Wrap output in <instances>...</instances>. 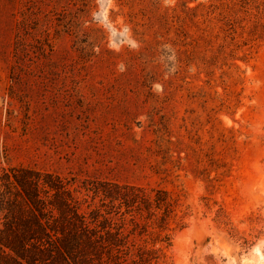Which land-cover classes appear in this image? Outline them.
<instances>
[{
	"label": "rangeland",
	"instance_id": "1",
	"mask_svg": "<svg viewBox=\"0 0 264 264\" xmlns=\"http://www.w3.org/2000/svg\"><path fill=\"white\" fill-rule=\"evenodd\" d=\"M28 176L59 186L43 214ZM124 186L171 211L106 197ZM34 213L153 264H264V0H0V264H29L8 246Z\"/></svg>",
	"mask_w": 264,
	"mask_h": 264
},
{
	"label": "trees",
	"instance_id": "2",
	"mask_svg": "<svg viewBox=\"0 0 264 264\" xmlns=\"http://www.w3.org/2000/svg\"><path fill=\"white\" fill-rule=\"evenodd\" d=\"M30 174V173H28ZM18 183L22 187L24 198L26 202L31 206L32 210L38 211L40 214L45 212L46 206L43 203L41 193V186L49 187L50 189H58L59 186L48 180H42L41 178L22 177L17 178ZM122 189V190H121ZM119 188V192L110 193L108 190L105 193L106 197L110 198L112 202L118 201L120 206H124L126 210H132L133 207H137L138 210L142 209L140 204H145V208L151 212L153 208L163 209L164 213L170 212V204L161 198L160 195L156 194L150 201L147 198H143L137 191H141V188L124 186ZM55 207L56 204H53ZM169 208V209H168ZM60 209V208H59ZM35 214V213H34ZM61 216L64 217L61 211ZM165 219V217L163 218ZM35 224L39 229L38 232L30 230L26 238V242L22 246V249L16 248V246L9 245L11 250L15 254L26 261L29 264L36 262L35 258H30L27 253L28 243L32 240H36L38 244L35 245L45 246L41 248L44 254L54 255L55 253L62 256L64 259L71 261L72 264H153L158 263L160 260V249L156 248H139L133 251L126 240L127 236H124L123 231L117 229L112 231L111 225L104 226L105 233H100L101 230L94 229L85 232L83 235H76L72 238L65 237L64 230L58 229L57 227H48L44 224L42 218H39L35 214ZM59 233L62 232L63 236L59 237L57 241L51 236V232ZM34 233V234H33ZM34 235V236H32ZM165 239H169L167 236ZM161 241H164L162 239Z\"/></svg>",
	"mask_w": 264,
	"mask_h": 264
}]
</instances>
